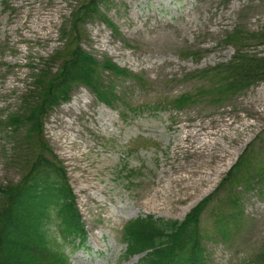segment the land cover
Here are the masks:
<instances>
[{
    "label": "rangeland",
    "instance_id": "obj_1",
    "mask_svg": "<svg viewBox=\"0 0 264 264\" xmlns=\"http://www.w3.org/2000/svg\"><path fill=\"white\" fill-rule=\"evenodd\" d=\"M87 1L0 0V186L19 178L3 157L8 143L1 122L20 109L33 84L32 68L49 67L65 48L70 15ZM97 9L114 29L88 20L82 48L136 78L115 82L123 100L116 109L75 88L69 102L46 117L43 133L67 173L86 228L85 247L72 253L70 264H137L138 257L124 260L119 241L127 221H181L244 153L255 164L264 161V82L222 104L209 90L210 73L237 52L264 57L258 38L264 0H101ZM238 32L240 43L226 42ZM185 93L202 96L183 109L159 103ZM138 107L143 109L134 113ZM180 176L191 177L182 185L186 192L164 207L150 205L155 191L176 189L172 180ZM233 188L241 214L229 225L227 240L210 227L209 215L202 219L209 231L203 240L207 264H261L264 176Z\"/></svg>",
    "mask_w": 264,
    "mask_h": 264
},
{
    "label": "trees",
    "instance_id": "obj_2",
    "mask_svg": "<svg viewBox=\"0 0 264 264\" xmlns=\"http://www.w3.org/2000/svg\"><path fill=\"white\" fill-rule=\"evenodd\" d=\"M100 1L83 2L74 10L62 36L65 48L49 67L32 68L33 84L21 99L20 109L1 122L8 143L3 157L17 170L19 178L0 186V264H70L71 254L85 244V224L75 195L61 161L45 139L43 125L56 107L70 100L75 88L87 89L99 103L116 109L114 103L123 100L115 82L136 78L112 60H99L81 46L88 20L98 18L114 29L98 12ZM238 35L235 39L227 36L226 42L240 43L242 33ZM258 38L264 43V30ZM237 53L231 61L218 66L219 71L210 73L213 78L210 97L216 104L264 82V57ZM201 96L185 93L159 103L183 109L197 103ZM127 110L121 111L122 117ZM244 155L229 169L216 190L197 203L183 220L145 216L126 222L121 232L124 259L140 256L137 264H207L203 240L209 231L202 228L203 217L209 215L210 227L222 240H227L229 225L241 214L240 195L231 187L238 184L246 187L263 179L264 161L255 164L248 159L253 156L244 158ZM258 164L261 167L257 168ZM259 261L264 264V254Z\"/></svg>",
    "mask_w": 264,
    "mask_h": 264
},
{
    "label": "bare ground",
    "instance_id": "obj_3",
    "mask_svg": "<svg viewBox=\"0 0 264 264\" xmlns=\"http://www.w3.org/2000/svg\"><path fill=\"white\" fill-rule=\"evenodd\" d=\"M71 107L67 108V111ZM210 157H211V159H216V158H218V155L211 154ZM194 174H196V173H191L190 176H193ZM197 181L198 180H196V182ZM172 182L176 183V185H175L176 189H174V188H172V189H164V188H162L161 190L155 191L154 192V196H153V198L150 201V205H152V206L161 205V206L164 207V206L168 205L169 203L171 204V201L168 203L167 199L171 198L174 194L181 195L183 192H186L187 190H185V187H182V185L185 184V183H189L190 184L191 177H182V176H180V177H177L176 179H173Z\"/></svg>",
    "mask_w": 264,
    "mask_h": 264
}]
</instances>
